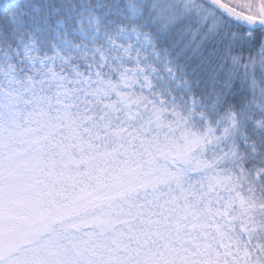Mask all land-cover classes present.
Returning a JSON list of instances; mask_svg holds the SVG:
<instances>
[{
    "label": "snow or ice",
    "instance_id": "1",
    "mask_svg": "<svg viewBox=\"0 0 264 264\" xmlns=\"http://www.w3.org/2000/svg\"><path fill=\"white\" fill-rule=\"evenodd\" d=\"M0 264H264V0H0Z\"/></svg>",
    "mask_w": 264,
    "mask_h": 264
}]
</instances>
